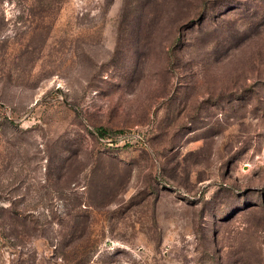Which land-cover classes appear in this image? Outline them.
I'll return each instance as SVG.
<instances>
[{
    "label": "rangeland",
    "instance_id": "1",
    "mask_svg": "<svg viewBox=\"0 0 264 264\" xmlns=\"http://www.w3.org/2000/svg\"><path fill=\"white\" fill-rule=\"evenodd\" d=\"M0 264H264V0H0Z\"/></svg>",
    "mask_w": 264,
    "mask_h": 264
},
{
    "label": "trees",
    "instance_id": "2",
    "mask_svg": "<svg viewBox=\"0 0 264 264\" xmlns=\"http://www.w3.org/2000/svg\"><path fill=\"white\" fill-rule=\"evenodd\" d=\"M98 133L99 135L103 136L106 134L105 130H103V128H98Z\"/></svg>",
    "mask_w": 264,
    "mask_h": 264
}]
</instances>
